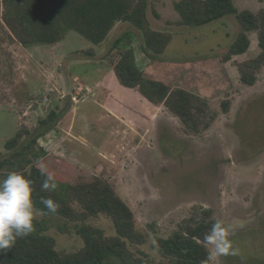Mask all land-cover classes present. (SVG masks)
<instances>
[{
  "label": "rangeland",
  "instance_id": "rangeland-1",
  "mask_svg": "<svg viewBox=\"0 0 264 264\" xmlns=\"http://www.w3.org/2000/svg\"><path fill=\"white\" fill-rule=\"evenodd\" d=\"M178 1L150 0L149 20L153 28L173 36L162 56L178 64L168 74L172 87L209 100L216 119L208 130L199 135L187 132L165 106L156 107L110 79L119 53L112 51L113 43L127 33L139 68L149 63L141 33L131 24L118 23L102 46L72 31L56 46L24 48L9 37L0 0V153H7L6 142L20 129L34 130L52 111H64L57 129L39 141L50 152L44 163L55 171L75 166L109 181L146 237L140 251L160 261L157 239L170 237L194 211L211 209L228 228L239 254L209 264H264V68L254 86L243 84L238 70L239 64L260 54L258 36L248 33L249 50L225 62L240 32L236 17L190 28L181 25ZM234 4L239 11L258 13L264 8L262 0ZM90 51L95 56H88ZM79 86L85 92L74 103ZM107 86L115 102L127 106L126 122L103 112ZM36 219L49 220L48 234L59 251L73 253L83 247L72 229L61 232L63 219ZM93 223L115 235L108 217L102 215Z\"/></svg>",
  "mask_w": 264,
  "mask_h": 264
},
{
  "label": "trees",
  "instance_id": "trees-1",
  "mask_svg": "<svg viewBox=\"0 0 264 264\" xmlns=\"http://www.w3.org/2000/svg\"><path fill=\"white\" fill-rule=\"evenodd\" d=\"M2 5L1 20L9 37L24 48L56 46L72 31L95 46H102L118 23L131 24L141 33L142 51L149 63L145 69L139 68L130 33L117 39L112 51H119L114 74L120 86L156 107L165 106L193 135L203 133L214 123L216 115L207 98L172 87L168 74L176 71L178 64L162 56L173 36L153 28L149 20L150 0H2ZM175 9L181 16V25L190 28L236 17L240 32L224 56L225 62L245 54L251 46L248 33L255 32L260 54L239 64L238 70L243 84H256L257 74L264 68V8L254 13L239 11L234 0H179ZM87 54L95 56L93 51ZM223 110L229 112L228 102L223 103ZM64 114L52 111L34 130L20 129L9 139L5 145L7 153H0V176L6 178L10 172H18L33 181L35 209L49 219H63L61 232L72 229L83 247L73 253L59 251L56 240L48 234L49 220L35 218L30 235L0 250V264H201L207 259L210 250L203 238L217 221L211 209L194 211L170 237L158 238L156 250L161 260L156 261L138 249L146 237L137 229L134 212L109 181L75 166L67 171L49 169L58 188L54 192L41 190L44 178L36 161L40 157L46 159L50 152L39 141L57 129ZM41 198L58 203L57 212H49ZM102 215L112 221L114 236L93 223Z\"/></svg>",
  "mask_w": 264,
  "mask_h": 264
},
{
  "label": "clouds",
  "instance_id": "clouds-1",
  "mask_svg": "<svg viewBox=\"0 0 264 264\" xmlns=\"http://www.w3.org/2000/svg\"><path fill=\"white\" fill-rule=\"evenodd\" d=\"M36 165L44 178L41 190L56 191L58 184L53 172L44 163V158H38ZM32 185L33 181L18 172H10L3 181H0V250H6L12 247L18 238L30 235L34 231V219L37 215L44 214L34 208ZM40 202L51 213H56L60 207L51 198H41ZM229 237L228 228L221 220H217L203 238L211 250L201 264H209L210 261L214 262L226 255H238L239 250L233 246Z\"/></svg>",
  "mask_w": 264,
  "mask_h": 264
},
{
  "label": "crops",
  "instance_id": "crops-1",
  "mask_svg": "<svg viewBox=\"0 0 264 264\" xmlns=\"http://www.w3.org/2000/svg\"><path fill=\"white\" fill-rule=\"evenodd\" d=\"M102 75H103V79H104V84L107 85V74L104 73ZM110 79H114V80H116V82H118L114 73ZM99 84L102 85L103 83H99ZM119 86H120V84H119ZM120 87H122V86H120ZM103 91H104L103 92V95H104L103 101L104 102L101 105L103 112L108 114V116L116 122H119V121L126 122L127 117H129V110L127 109V106H123V105L119 104L118 101L115 102L113 92H111V90L108 89V86H107V88H104ZM97 93H99V92H97ZM97 93L95 92L94 94L97 95Z\"/></svg>",
  "mask_w": 264,
  "mask_h": 264
},
{
  "label": "built area",
  "instance_id": "built-area-1",
  "mask_svg": "<svg viewBox=\"0 0 264 264\" xmlns=\"http://www.w3.org/2000/svg\"><path fill=\"white\" fill-rule=\"evenodd\" d=\"M85 92L84 87H77L76 94L72 96V100L74 103H78L80 101V96Z\"/></svg>",
  "mask_w": 264,
  "mask_h": 264
}]
</instances>
